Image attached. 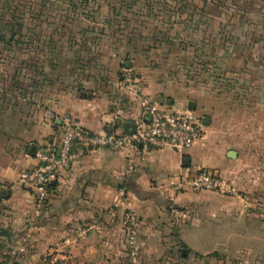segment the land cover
<instances>
[{
	"label": "crops",
	"instance_id": "0c3cea01",
	"mask_svg": "<svg viewBox=\"0 0 264 264\" xmlns=\"http://www.w3.org/2000/svg\"><path fill=\"white\" fill-rule=\"evenodd\" d=\"M251 13H259L257 21L243 27L258 30L248 39L257 42V76L264 78V6ZM69 64L72 70L52 67L38 74L39 82L6 91L0 264H44L45 256L52 264H129L122 224L128 211L139 220L138 264H264V80L260 102L240 109L186 87L164 94L148 72H136L139 95L172 111L194 112L201 138L182 155L169 147L128 146L86 156L58 173L37 207L20 176L36 164L31 148L58 147L59 118L70 116L94 134L122 135L142 116L118 79L121 61L105 58L90 74ZM198 172L219 176L235 195L192 190Z\"/></svg>",
	"mask_w": 264,
	"mask_h": 264
},
{
	"label": "rangeland",
	"instance_id": "374dc122",
	"mask_svg": "<svg viewBox=\"0 0 264 264\" xmlns=\"http://www.w3.org/2000/svg\"><path fill=\"white\" fill-rule=\"evenodd\" d=\"M260 6L264 0H0V117L6 91L39 82L52 67L72 70L75 58L74 70L89 73L115 57L132 66L117 69L119 80L122 71L133 78L144 70L164 94L186 87L227 108L256 105L264 78L248 38L258 30L243 25L257 21L251 12Z\"/></svg>",
	"mask_w": 264,
	"mask_h": 264
},
{
	"label": "built area",
	"instance_id": "2783aa9c",
	"mask_svg": "<svg viewBox=\"0 0 264 264\" xmlns=\"http://www.w3.org/2000/svg\"><path fill=\"white\" fill-rule=\"evenodd\" d=\"M120 79L123 89L135 96L142 116L133 124L131 132L122 135L94 134L70 116L59 118L57 123L61 140L58 147L37 150L33 155L35 166L20 176L21 185L30 191L37 207L45 204L58 173L86 156L101 150L119 151L128 146H141L144 149L169 147L182 155L201 138L202 121L194 112L189 109L172 111L160 106L156 100L140 96L128 72L122 71ZM189 184L197 192L235 195L224 180L208 172H198ZM122 224L129 264H138L141 251L137 241L138 216L128 211L123 216Z\"/></svg>",
	"mask_w": 264,
	"mask_h": 264
},
{
	"label": "water",
	"instance_id": "95a60500",
	"mask_svg": "<svg viewBox=\"0 0 264 264\" xmlns=\"http://www.w3.org/2000/svg\"><path fill=\"white\" fill-rule=\"evenodd\" d=\"M132 129H133V125L130 127L129 126V128L127 127V132H131L132 131ZM31 151H33V154L35 153V150H34V148H31ZM181 254H182V256H186L187 255V251L186 250H183L182 252H181Z\"/></svg>",
	"mask_w": 264,
	"mask_h": 264
},
{
	"label": "trees",
	"instance_id": "16d2710c",
	"mask_svg": "<svg viewBox=\"0 0 264 264\" xmlns=\"http://www.w3.org/2000/svg\"><path fill=\"white\" fill-rule=\"evenodd\" d=\"M80 63V60L79 59H75L74 61H73V64H75V65H78ZM126 66H124V65H122V68H125ZM121 80V79H120ZM110 134V133H109ZM52 186H50V188H51Z\"/></svg>",
	"mask_w": 264,
	"mask_h": 264
}]
</instances>
